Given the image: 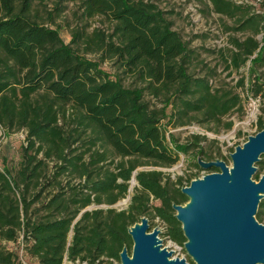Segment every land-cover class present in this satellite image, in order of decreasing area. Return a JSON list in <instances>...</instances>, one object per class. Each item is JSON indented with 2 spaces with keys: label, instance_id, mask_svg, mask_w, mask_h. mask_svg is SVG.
I'll return each mask as SVG.
<instances>
[{
  "label": "trees",
  "instance_id": "1",
  "mask_svg": "<svg viewBox=\"0 0 264 264\" xmlns=\"http://www.w3.org/2000/svg\"><path fill=\"white\" fill-rule=\"evenodd\" d=\"M209 1L218 14L241 13L229 30L250 31L244 38L230 37L232 46L222 57L228 74L257 51L251 67L264 66V15H247L255 8L246 3ZM62 2L72 4L75 19L73 25L64 20L71 36L67 43L53 26L67 7ZM96 17L105 29H89ZM259 33L261 44L255 38ZM91 53L98 59L87 56ZM195 58L152 0H56L45 20L39 19L35 0H0V125L26 132L19 167L14 173L0 169V238L13 241L21 234L38 264H63L64 259L112 264L123 248L131 254L128 229L146 217L148 223L158 218L168 239L184 245L173 208L188 201L182 178L172 181L161 170L138 167H170L180 153L194 152L203 161L222 158L219 147L213 151L201 144L206 135L190 133L185 142L173 134L167 139L161 120L174 127L196 122L209 130H214L210 124L230 130L233 121L225 117L245 110V96L236 91L244 87V77L233 87L216 86L214 69L204 75L190 71ZM104 61L111 62L113 73L101 66ZM262 91L264 80L254 76L249 94L254 98ZM147 95L161 105L151 104ZM263 122L258 119L257 132ZM49 161L55 170L47 184L53 183L55 192L40 208L45 215L33 219L28 210L42 191L32 199L27 194L45 177ZM192 165L202 169L196 159ZM256 167L258 180L264 154ZM62 173L76 183L62 184L57 179ZM132 178L138 187L127 208L111 207L127 195ZM91 204L107 206L87 209ZM255 218L264 222V196ZM0 264L21 263L0 245Z\"/></svg>",
  "mask_w": 264,
  "mask_h": 264
},
{
  "label": "rangeland",
  "instance_id": "2",
  "mask_svg": "<svg viewBox=\"0 0 264 264\" xmlns=\"http://www.w3.org/2000/svg\"><path fill=\"white\" fill-rule=\"evenodd\" d=\"M242 1L249 5H253L255 9H248L247 15L252 13L260 12L264 15V0H261L260 5H255V0H235ZM56 0H35V7L39 19H44L47 11H51L54 7ZM157 7L163 11L164 17L170 21L173 30L177 31L183 41L187 46L194 50L196 58L194 59L191 72L196 75H204L209 69H214L215 74L211 77L212 84L216 86H228L233 87L235 82L240 78L244 77V87H238L237 92L241 96H245L244 100V114L239 116L237 113L230 114L225 117L233 121V126L230 130H223L222 126H209L214 128V130H209L205 124H198L193 122L187 126H172V124H167V119L161 120V126L165 129L166 137L169 139V134H173L178 141L185 142L190 133H197L201 135H206V141L201 142L203 145H209L213 151L219 147L222 158H217L225 162L228 167L232 166V160L230 154L231 149H235L238 146H242L243 143L248 139L249 136L254 135L258 130V119H264V94L263 91L256 97H252L249 94V85L254 80V76L259 75L264 80V66L251 67V59L254 58L257 52L251 57L245 65L239 68L238 71H232L228 74L229 70L225 69V64L223 62V56H226L228 49L232 46L230 43V37L244 38L246 35L250 34V31L243 30H229L228 27H234L238 25V17L241 13L238 12L236 17H227L222 14H218L213 11L212 4L209 0H152ZM67 4L64 11L55 18L56 25L54 27L60 31V35L64 42H69L71 39L69 28L65 25V19L71 21V25L74 24L75 19L71 18L72 4L67 2H62ZM263 3V7H262ZM260 10V11H257ZM246 18V15H243ZM50 21L46 22L49 23ZM90 28L102 27L106 28V25L102 22L100 18H94L89 22ZM262 34L259 33L255 38L260 42L262 41ZM88 57L98 59L96 53L87 54ZM101 66L113 73L114 69L111 66L110 61L102 62ZM147 99L151 104H157L160 106L155 98L149 97ZM218 131L216 132L215 130ZM26 132L20 129L7 130L5 127L0 125V169L7 167L11 173L19 167L21 161L22 147L26 146ZM194 153V152H193ZM190 153L188 156L179 154V160L177 163L170 167H150V166H140L138 170L146 169H157L164 172L172 181H176L178 177L182 178V184L186 186L187 180L191 178L190 181L203 177L206 174L212 173L208 168H202L197 170L192 165L193 161L196 159L200 165L204 162L199 158H195L194 154ZM41 157V154L38 155ZM216 160V159H215ZM54 163L49 161V166L46 170L45 177H41L37 186H32L28 191V199H32L36 193L40 190L41 196L34 201L29 210L28 214L33 219L44 216L45 212L40 210L42 204L46 200L45 197L53 192L54 188L52 185L47 184V177H52L54 172ZM220 170V169H219ZM218 171V170H217ZM258 171V170H257ZM256 171V172H257ZM256 172L252 176V180L256 183L259 180L254 179ZM264 175V169L260 172L259 179ZM57 179L66 184L70 181L76 183V179L73 180L67 173H62L57 176ZM138 184L135 178L129 181L128 193L124 198L119 199L116 203L111 205V207L122 210L126 209L131 195L134 193ZM55 192V191H54ZM40 193V192H39ZM107 205H95L91 204L87 209L93 208H105ZM261 223V222H259ZM264 224V222L262 223ZM149 227L153 229H158L160 232L158 238L160 239L161 247L167 248L171 251L172 255L170 259L175 257H183L186 259L187 263L191 264L193 262L191 256H189L182 245L181 249L175 248L174 244L165 235V225L156 218L149 221ZM19 238L13 241H6L0 238V245L5 249L8 248L13 250L16 254V262L21 264H38V259L31 255L26 249L24 237L19 234ZM28 243V242H27ZM179 247V246H177ZM194 263V262H193ZM63 264H80L78 261L72 262L66 260ZM85 264V263H82ZM101 264H107L104 261ZM112 264H120V260L113 259ZM195 264V263H194Z\"/></svg>",
  "mask_w": 264,
  "mask_h": 264
},
{
  "label": "water",
  "instance_id": "3",
  "mask_svg": "<svg viewBox=\"0 0 264 264\" xmlns=\"http://www.w3.org/2000/svg\"><path fill=\"white\" fill-rule=\"evenodd\" d=\"M262 154L264 122L230 154L231 167L220 159L199 163L218 171L181 188L188 201L173 208L187 239L184 249L195 264H264V224L255 218L264 196V175L257 183L252 180ZM159 232H149L146 217L130 226L132 251L122 249L120 264H188L183 257L170 259L172 253L161 247Z\"/></svg>",
  "mask_w": 264,
  "mask_h": 264
},
{
  "label": "built area",
  "instance_id": "4",
  "mask_svg": "<svg viewBox=\"0 0 264 264\" xmlns=\"http://www.w3.org/2000/svg\"><path fill=\"white\" fill-rule=\"evenodd\" d=\"M235 1V0H234ZM235 2H237V3H241L242 1H235ZM260 2H261V0H255V2H254V4L255 5H258V4H260ZM257 11H260V10H257ZM158 221H159V219L158 218H156ZM172 242V241H171ZM173 243V242H172ZM174 244V247L175 248H178V249H181L182 247L181 246H179V245H177V244H175V243H173ZM177 246H179V247H177ZM64 261H66V259H64ZM63 261V262H64Z\"/></svg>",
  "mask_w": 264,
  "mask_h": 264
},
{
  "label": "bare ground",
  "instance_id": "5",
  "mask_svg": "<svg viewBox=\"0 0 264 264\" xmlns=\"http://www.w3.org/2000/svg\"><path fill=\"white\" fill-rule=\"evenodd\" d=\"M135 226L132 227V229L134 228Z\"/></svg>",
  "mask_w": 264,
  "mask_h": 264
},
{
  "label": "flooded vegetation",
  "instance_id": "6",
  "mask_svg": "<svg viewBox=\"0 0 264 264\" xmlns=\"http://www.w3.org/2000/svg\"><path fill=\"white\" fill-rule=\"evenodd\" d=\"M189 264V263H188Z\"/></svg>",
  "mask_w": 264,
  "mask_h": 264
}]
</instances>
